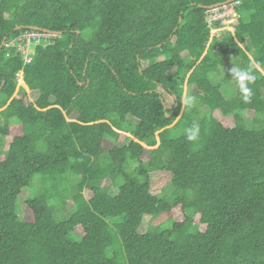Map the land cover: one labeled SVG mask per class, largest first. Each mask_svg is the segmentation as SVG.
<instances>
[{"label": "trees", "instance_id": "trees-1", "mask_svg": "<svg viewBox=\"0 0 264 264\" xmlns=\"http://www.w3.org/2000/svg\"><path fill=\"white\" fill-rule=\"evenodd\" d=\"M223 1L0 0V264H264V0Z\"/></svg>", "mask_w": 264, "mask_h": 264}, {"label": "rangeland", "instance_id": "rangeland-1", "mask_svg": "<svg viewBox=\"0 0 264 264\" xmlns=\"http://www.w3.org/2000/svg\"><path fill=\"white\" fill-rule=\"evenodd\" d=\"M228 5V7L226 8H222L221 12H222V18H225L226 20L224 21V26L223 28H226L228 30H233V25L234 23H236L237 21V12L234 9V5L233 3L229 4H225ZM223 6V5H221ZM231 10V11H230ZM212 33L214 34H220L221 33V29H213ZM25 36V37H24ZM40 36H47L46 34H42L40 32H32V33H27L25 35V33H21L20 39L22 40V38L24 37L25 40H23L20 44L17 45V47L22 51L25 50L24 55H31L34 52V48H35V44H38L39 42V37ZM30 38V40H29ZM34 38V39H33ZM29 40V43H28ZM27 48V49H26ZM162 58V57H161ZM217 77V76H216ZM17 81L18 83H21L24 81V74L22 71H19L17 73ZM16 97H19V93H15L14 94ZM230 121V119H229ZM5 145L7 144V142H10L9 137L5 138ZM8 148V145H6V149ZM4 150V148H0V157L4 156V153L2 152ZM147 157V156H144ZM170 174L168 172H155L152 174V182H151V187H152V191L156 192V193H162V187L164 185H166L169 181H170ZM36 192V188H34L33 186H27L23 189L22 193L19 195L18 200H23L24 198H26L27 196L30 197L31 195H33ZM20 203V201H19ZM66 213L63 212V215H65ZM59 217H62L61 214L58 213ZM166 219V215L161 214L160 216L156 217V218H151L150 216H145L141 229L145 230L148 228V226L153 225V224H158L162 221H164Z\"/></svg>", "mask_w": 264, "mask_h": 264}, {"label": "clouds", "instance_id": "clouds-1", "mask_svg": "<svg viewBox=\"0 0 264 264\" xmlns=\"http://www.w3.org/2000/svg\"><path fill=\"white\" fill-rule=\"evenodd\" d=\"M232 78L238 84L241 92V98L244 102H249L252 98V89L249 87L255 80V76L252 73L251 68L244 69L238 66H234L230 69ZM185 103L190 104V100H186ZM186 139L190 142L197 141L200 135V127L198 124H193L191 127L185 129Z\"/></svg>", "mask_w": 264, "mask_h": 264}, {"label": "built area", "instance_id": "built-area-1", "mask_svg": "<svg viewBox=\"0 0 264 264\" xmlns=\"http://www.w3.org/2000/svg\"><path fill=\"white\" fill-rule=\"evenodd\" d=\"M230 5V4H229ZM234 5V4H233ZM226 7H228V5H223V6H220V7H215V8H211V9H209V11H210V19H209V21H211L212 19H224V20H226L225 18H222V12H221V9L222 8H226ZM231 11V10H230ZM26 35V34H25ZM25 37V36H24ZM23 37V38H24ZM24 40H25V38H24ZM29 40H30V38H29ZM29 40H28V43H29ZM27 49V48H26ZM22 52L23 53H25V50H22ZM25 59L27 60V61H30L31 60V56L28 54V55H25Z\"/></svg>", "mask_w": 264, "mask_h": 264}, {"label": "water", "instance_id": "water-1", "mask_svg": "<svg viewBox=\"0 0 264 264\" xmlns=\"http://www.w3.org/2000/svg\"><path fill=\"white\" fill-rule=\"evenodd\" d=\"M233 1L234 0H226V1H223V2H217V3L209 5L208 8L211 9V8H215V7H220L221 5L230 4ZM34 29H40V28L34 26Z\"/></svg>", "mask_w": 264, "mask_h": 264}]
</instances>
